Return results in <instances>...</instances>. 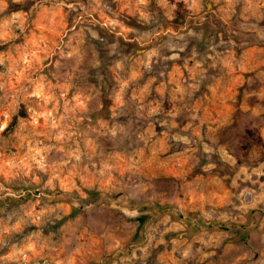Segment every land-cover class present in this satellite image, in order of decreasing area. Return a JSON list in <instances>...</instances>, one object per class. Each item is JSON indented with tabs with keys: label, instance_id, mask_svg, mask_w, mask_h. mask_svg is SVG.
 <instances>
[{
	"label": "clouds",
	"instance_id": "1",
	"mask_svg": "<svg viewBox=\"0 0 264 264\" xmlns=\"http://www.w3.org/2000/svg\"><path fill=\"white\" fill-rule=\"evenodd\" d=\"M0 264H264V0H0Z\"/></svg>",
	"mask_w": 264,
	"mask_h": 264
}]
</instances>
